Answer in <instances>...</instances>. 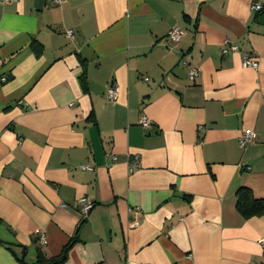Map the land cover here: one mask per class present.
Masks as SVG:
<instances>
[{
    "label": "crops",
    "instance_id": "obj_1",
    "mask_svg": "<svg viewBox=\"0 0 264 264\" xmlns=\"http://www.w3.org/2000/svg\"><path fill=\"white\" fill-rule=\"evenodd\" d=\"M256 3L0 0V264L56 256L74 236L63 264H264V215L237 210L240 188L264 198ZM225 40L239 51L224 54Z\"/></svg>",
    "mask_w": 264,
    "mask_h": 264
},
{
    "label": "built area",
    "instance_id": "obj_2",
    "mask_svg": "<svg viewBox=\"0 0 264 264\" xmlns=\"http://www.w3.org/2000/svg\"><path fill=\"white\" fill-rule=\"evenodd\" d=\"M6 1L7 2H15L17 0H6ZM61 2H62V0H55L56 4H60ZM260 9H261L260 4H257V3L254 4V6H253L254 11H258ZM66 35L68 38L72 39L74 37L73 30H68L66 32ZM182 36H183V31L181 29L175 27L169 32L168 40L171 43L175 44V43H178L180 41ZM238 51H239V47L237 45L233 44L230 40L224 41V48L222 50V52L224 54H228L230 52H238ZM242 63H243L244 67H251V68H257L258 67L257 59H252L249 56H243ZM183 64L185 66L189 67V74L188 75H189L190 81H192V82L196 81L199 74H200L199 68L195 67V66H190L189 63L187 62V60H184ZM2 80L5 81L6 78H3ZM118 93H119V89L115 85H111L107 89L106 97L109 101H115L117 96H118ZM139 123L145 129H149L151 127V122L146 117H142L140 119ZM254 141H255V133L251 129H246L239 138V143H240V146L242 148H246L250 144L254 143ZM109 157L112 161L117 160V157L115 155H110ZM138 162H139V160L135 159L134 161H132L129 164L130 171H133L134 169L137 168ZM81 169L83 171H90L92 168L89 166H82ZM78 204L81 206V209H80L81 213L83 215H86V216L94 208V204L86 198L80 199L78 201ZM37 236H38V240L40 243H45L46 237L43 233L39 232V233H37ZM261 242L263 243L264 239H262Z\"/></svg>",
    "mask_w": 264,
    "mask_h": 264
},
{
    "label": "trees",
    "instance_id": "obj_3",
    "mask_svg": "<svg viewBox=\"0 0 264 264\" xmlns=\"http://www.w3.org/2000/svg\"><path fill=\"white\" fill-rule=\"evenodd\" d=\"M258 16L264 20V9H260ZM32 49L39 56L42 53V45L34 41ZM81 87L84 91L88 90L87 68L85 61H82V73L79 77ZM237 210L244 218L252 216L264 215V198L254 197L249 188H240L237 191ZM77 237H72L62 248L61 252L56 256L48 257L40 248L37 249L36 259L31 264H63L68 259V254L72 247L76 244Z\"/></svg>",
    "mask_w": 264,
    "mask_h": 264
}]
</instances>
